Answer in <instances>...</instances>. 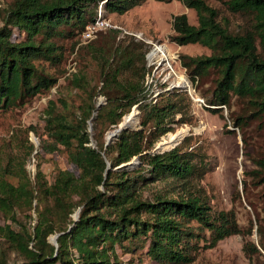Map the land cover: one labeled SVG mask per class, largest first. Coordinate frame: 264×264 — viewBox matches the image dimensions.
<instances>
[{
    "label": "trees",
    "instance_id": "trees-1",
    "mask_svg": "<svg viewBox=\"0 0 264 264\" xmlns=\"http://www.w3.org/2000/svg\"><path fill=\"white\" fill-rule=\"evenodd\" d=\"M102 1L103 13L124 15L146 0H10L0 10V113L23 108L57 85L59 78L49 69L64 62L58 41L81 35L97 18ZM153 1H179L196 13V26L185 14L174 16L170 39L178 46L199 44L211 51L210 56H180L191 80L217 76L209 105L230 109L232 98H237L252 103L255 115H263L264 57L258 46L264 51V0H221L231 13L250 17L252 30L243 34L230 33L219 22V12L204 0ZM14 29L24 35L22 41L12 42ZM117 53L96 57L99 93L84 74L72 77L71 88L81 95L75 119L67 115L64 98L58 100L62 110L54 101L44 110L42 151L52 154L62 148L78 174L56 169L47 183L37 171L32 184L22 165L17 183L0 181V264H10L9 252L20 258L19 264H133L142 258L155 264H192L202 231L209 233L208 248L233 235L245 236L233 212L213 213L198 197L175 200L154 190L155 184L187 183L203 173L183 148L155 149L171 132L167 125L175 106L160 108L147 102L142 84L121 83L124 71L133 66ZM98 95L106 98L105 106L97 108ZM135 106L141 129L122 130L105 145L98 135L110 127L115 130ZM243 119L237 117L234 125L242 127ZM33 151L31 146L30 154ZM135 158L137 164L121 167ZM258 166L264 170V160ZM76 213L77 219H70ZM263 224L256 219L260 236ZM53 235L56 246L49 242ZM242 251L254 264L264 243L260 240L257 247L246 242ZM121 255H129V263Z\"/></svg>",
    "mask_w": 264,
    "mask_h": 264
},
{
    "label": "rangeland",
    "instance_id": "rangeland-1",
    "mask_svg": "<svg viewBox=\"0 0 264 264\" xmlns=\"http://www.w3.org/2000/svg\"><path fill=\"white\" fill-rule=\"evenodd\" d=\"M204 1L219 12V22L230 33L243 34L252 30V21L248 15L231 13L221 0ZM9 2L10 0H0V10ZM100 5L101 2L98 11L101 9L102 17L120 26L126 33L100 32L86 44L81 43V35L58 41L63 47L64 62L58 69H49L50 73L58 76L57 85L36 96L23 108L0 113V181L17 183L22 165L32 184L37 171L41 172L47 183L52 182L56 169L78 174L76 168L68 162L62 148L52 154L42 151L41 140L45 139L44 110L49 101L56 102L59 110H62L58 100L64 98L69 107L67 115L72 120L75 119L79 114L77 107L81 103V95L71 88L72 77L84 74L88 83L99 93L102 81L96 57L104 52L111 58L117 50L119 53L116 55H120L118 58L131 61L133 66L131 70L124 71L119 79L121 83L142 84L147 102L152 101L160 108L167 104L175 106L172 121L167 125L171 132L158 140L155 149L158 145L163 149H158L159 151H167L165 149L169 146L172 149L179 146L184 152L191 154V162L203 173L201 179H189L187 183L168 181L155 184L154 190H161L162 194L175 200L188 196L198 197L213 213L233 212L239 227L245 233V236H230L213 248H208L209 233L202 231L198 242L200 249L192 264H249L242 251L244 243L251 242L257 247L260 240L264 243V224L261 236L256 225L257 218L264 220V170L258 166V162L264 160V114L255 115L252 103L237 98H232L230 109L209 105L217 76L211 74L202 79L191 80L180 64V56H210L211 51L199 44L178 46L170 39L173 35L174 16L185 14L189 24L197 25L196 13L181 2L160 3L146 0L124 15L105 14L102 11L103 5ZM135 36H140V39ZM23 39L24 35L14 29L12 42ZM153 45H159L163 49L166 60L178 78L169 75L171 73L162 65L149 63L147 57L153 50ZM258 54L264 57V51L259 46ZM116 59L117 57L113 64ZM95 101L96 105L107 104L102 95L96 96ZM132 116L134 117L130 119ZM140 116L139 111L130 112L122 118L120 124L129 119V129H141ZM239 116H244L242 127L234 125ZM113 129L107 128L106 132L98 135L102 142L106 143ZM90 131L93 133L92 129ZM31 146L34 151L30 154ZM74 215L70 219L73 220ZM33 216L35 217L34 214ZM18 218L22 220L21 215ZM1 224L6 223L1 220ZM250 227L251 233L246 234ZM260 252L262 255L256 257L254 264H264V252ZM8 254L10 264H19L20 258L16 254ZM120 258L125 263H129L131 259L129 255H121ZM133 264L155 263L142 258L141 262Z\"/></svg>",
    "mask_w": 264,
    "mask_h": 264
},
{
    "label": "built area",
    "instance_id": "built-area-1",
    "mask_svg": "<svg viewBox=\"0 0 264 264\" xmlns=\"http://www.w3.org/2000/svg\"><path fill=\"white\" fill-rule=\"evenodd\" d=\"M103 3L104 1L101 2L100 6H102ZM108 30L122 31L126 33L125 30H123L120 26L114 25L110 20L103 18L100 9L97 13V18L92 23L88 24L85 30L83 31V33L81 34L80 37L81 43L82 44L89 43L91 40L95 39L100 32H105ZM135 38L140 39V36H135ZM149 63H151L152 65L157 64L156 61H152Z\"/></svg>",
    "mask_w": 264,
    "mask_h": 264
},
{
    "label": "bare ground",
    "instance_id": "bare-ground-1",
    "mask_svg": "<svg viewBox=\"0 0 264 264\" xmlns=\"http://www.w3.org/2000/svg\"><path fill=\"white\" fill-rule=\"evenodd\" d=\"M147 60L149 62L156 61L157 64L162 65L163 67L166 68V70H168L171 73L169 75H174L175 78H178L176 73L173 72V68H172L171 64L169 63L168 60H166V57H165V55L163 53V49L159 45H154V48L150 52V54L148 55ZM131 115H134V114H131ZM133 117L134 116H132L130 119H132ZM128 120L123 122V123H121V125L130 128L131 121H128ZM110 138H111V136H109V139Z\"/></svg>",
    "mask_w": 264,
    "mask_h": 264
},
{
    "label": "water",
    "instance_id": "water-1",
    "mask_svg": "<svg viewBox=\"0 0 264 264\" xmlns=\"http://www.w3.org/2000/svg\"><path fill=\"white\" fill-rule=\"evenodd\" d=\"M99 106H100V104L97 105V108H98ZM137 111H138V110H137V106H135V107L132 109L131 112H137ZM126 129H129V127H125V126H123V125L120 124L115 130L112 131V133L110 134L111 138H110V139H107L105 145H108V144L112 143V142L117 138L118 133L121 132L122 130H126ZM158 149H159V150L161 149V146H160V145H158V146L156 147V150H158ZM137 163H138V158H135V159H133L130 163L124 164V165H122L121 167H132L133 165H135V164H137ZM76 219H77V213L74 215V220H76ZM56 238H57V235H55V236H53V237H51V238L49 239V242H50L51 244H53L54 246H56Z\"/></svg>",
    "mask_w": 264,
    "mask_h": 264
}]
</instances>
